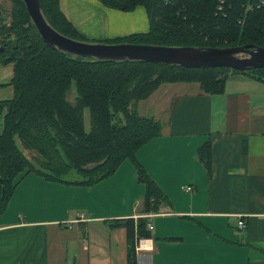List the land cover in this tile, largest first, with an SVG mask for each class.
<instances>
[{
    "label": "crops",
    "instance_id": "crops-1",
    "mask_svg": "<svg viewBox=\"0 0 264 264\" xmlns=\"http://www.w3.org/2000/svg\"><path fill=\"white\" fill-rule=\"evenodd\" d=\"M59 6L98 42L149 29L143 7L121 12L97 0ZM12 76L11 64L0 65V102L13 97ZM137 111L161 125L135 158L169 206L140 214L145 189L128 160L90 187L27 174L0 216V264H71L72 256L73 264H127L126 231L109 223L139 217L148 218L152 239L139 241L138 264H264V83L232 73L219 95L197 83L162 84ZM3 122L1 114L0 134ZM207 141L209 172L197 155Z\"/></svg>",
    "mask_w": 264,
    "mask_h": 264
},
{
    "label": "trees",
    "instance_id": "trees-1",
    "mask_svg": "<svg viewBox=\"0 0 264 264\" xmlns=\"http://www.w3.org/2000/svg\"><path fill=\"white\" fill-rule=\"evenodd\" d=\"M10 27L15 37L0 65H12L13 97L0 102V216L7 208L19 180L35 174L47 181L93 186L112 176L126 160L136 171L145 192L140 214L157 213L170 204L136 152L158 138L160 123L138 114L137 104L160 85L197 83L202 92H224L229 74H245L264 83V69L235 71L227 68L186 69L131 61H95L47 47L22 0H10ZM47 22L61 35L86 42L63 15L59 0H39ZM121 12L143 7L146 33H135L101 43L167 47L228 48L255 45L264 48V4L261 0H97ZM74 89L72 100L67 98ZM84 109L90 129L84 128ZM19 146L32 155L29 159ZM207 172L211 167V142L197 150ZM31 160V161H30ZM74 171L81 179H63ZM146 217L113 220L110 229L126 231L127 264H138L140 240L152 239ZM168 241H175L169 238Z\"/></svg>",
    "mask_w": 264,
    "mask_h": 264
},
{
    "label": "water",
    "instance_id": "water-1",
    "mask_svg": "<svg viewBox=\"0 0 264 264\" xmlns=\"http://www.w3.org/2000/svg\"><path fill=\"white\" fill-rule=\"evenodd\" d=\"M22 2L42 42L53 50L73 56L95 61H131L186 69L227 68L235 71L264 69V48L255 45L228 48L167 47L90 43L70 39L50 26L42 14L39 0Z\"/></svg>",
    "mask_w": 264,
    "mask_h": 264
},
{
    "label": "rangeland",
    "instance_id": "rangeland-1",
    "mask_svg": "<svg viewBox=\"0 0 264 264\" xmlns=\"http://www.w3.org/2000/svg\"><path fill=\"white\" fill-rule=\"evenodd\" d=\"M262 1V0H261ZM260 1L261 4H264ZM0 10L2 11V13H9V10H10V3L8 0H0ZM86 42H90V43H93V42H98V40H93V39H90L88 37H86ZM75 96V91L74 89H72L70 91V93L68 94L67 98L69 100H72L73 97ZM83 116H84V128L86 131H89L90 129V122H89V113H88V110L87 109H84L83 111ZM18 143V142H17ZM18 147L22 150V152L29 158L31 159L32 158V155L30 154V152L26 151V150H23L20 146H19V143L17 144ZM31 161V160H30ZM75 178H78V179H81V177L79 175H77L74 171L70 172L69 174H67L66 176L63 177L64 180H68V181H71V180H74ZM9 203V202H8ZM8 206V205H7ZM73 258L74 256H72L71 258V264H73Z\"/></svg>",
    "mask_w": 264,
    "mask_h": 264
},
{
    "label": "flooded vegetation",
    "instance_id": "flooded-vegetation-1",
    "mask_svg": "<svg viewBox=\"0 0 264 264\" xmlns=\"http://www.w3.org/2000/svg\"><path fill=\"white\" fill-rule=\"evenodd\" d=\"M8 1L10 3L9 13H2L0 10V56L5 55L7 45L12 44L15 40V37L8 33L12 8V2L10 0Z\"/></svg>",
    "mask_w": 264,
    "mask_h": 264
},
{
    "label": "built area",
    "instance_id": "built-area-1",
    "mask_svg": "<svg viewBox=\"0 0 264 264\" xmlns=\"http://www.w3.org/2000/svg\"><path fill=\"white\" fill-rule=\"evenodd\" d=\"M261 2L264 3V0H262ZM185 190H186L187 192H191V191H192V188H191V187H185ZM237 226H238L239 228H244V227H245L244 222H242V221H238V222H237ZM148 228L151 229V226L148 225ZM84 247H85V246H84Z\"/></svg>",
    "mask_w": 264,
    "mask_h": 264
},
{
    "label": "bare ground",
    "instance_id": "bare-ground-1",
    "mask_svg": "<svg viewBox=\"0 0 264 264\" xmlns=\"http://www.w3.org/2000/svg\"><path fill=\"white\" fill-rule=\"evenodd\" d=\"M78 219H79V220H80V219H83V217L81 216V217H79ZM239 221H242V220H239ZM242 222H243V221H242ZM148 225H149V224H148ZM148 225H147V229H148L149 231L152 230V227H151V229H149V228H148ZM150 226H151V225H150ZM238 228H239V227H238ZM240 229H242V228H240ZM139 258H140V257L138 256V260H140Z\"/></svg>",
    "mask_w": 264,
    "mask_h": 264
}]
</instances>
